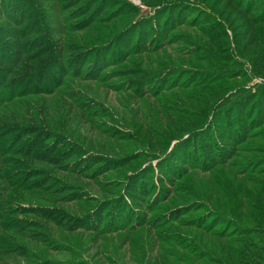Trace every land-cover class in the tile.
Returning <instances> with one entry per match:
<instances>
[{
  "label": "rangeland",
  "instance_id": "374dc122",
  "mask_svg": "<svg viewBox=\"0 0 264 264\" xmlns=\"http://www.w3.org/2000/svg\"><path fill=\"white\" fill-rule=\"evenodd\" d=\"M247 2L0 0V264H264Z\"/></svg>",
  "mask_w": 264,
  "mask_h": 264
},
{
  "label": "trees",
  "instance_id": "16d2710c",
  "mask_svg": "<svg viewBox=\"0 0 264 264\" xmlns=\"http://www.w3.org/2000/svg\"><path fill=\"white\" fill-rule=\"evenodd\" d=\"M231 1H234V0H231ZM245 1H247V0H245ZM261 6V5H263L264 6V0H248V2H247V4L245 5V7L243 8L242 7V5L241 4H239V7L240 8H243L245 11H249V9L252 11V8H255L254 6ZM264 17V15L262 16V17H259V18H263ZM211 243H213V242H209L208 243V247H206L209 251L211 250V249H213V251H217V249H218V247H219V245L218 244H215V242L213 243V245L211 244ZM204 244V246H206V244L205 243H203ZM218 245V246H217ZM223 249V247L221 248V250Z\"/></svg>",
  "mask_w": 264,
  "mask_h": 264
}]
</instances>
